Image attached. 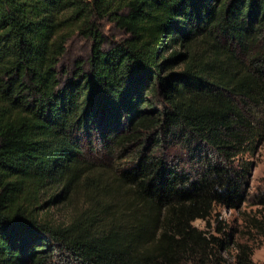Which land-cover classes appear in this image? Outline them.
Here are the masks:
<instances>
[{"label":"trees","instance_id":"trees-1","mask_svg":"<svg viewBox=\"0 0 264 264\" xmlns=\"http://www.w3.org/2000/svg\"><path fill=\"white\" fill-rule=\"evenodd\" d=\"M263 114L264 0H0V264H205Z\"/></svg>","mask_w":264,"mask_h":264},{"label":"rangeland","instance_id":"rangeland-1","mask_svg":"<svg viewBox=\"0 0 264 264\" xmlns=\"http://www.w3.org/2000/svg\"><path fill=\"white\" fill-rule=\"evenodd\" d=\"M102 29L109 39L123 35L122 30L105 20L102 21ZM89 48L90 41L87 38L73 35L67 42L62 63L70 66L75 57L87 55ZM239 158V161L247 166L241 184V202L231 207L216 204L206 219L197 218L191 222V225L200 229L206 237L215 234L222 242L227 241L225 247L223 244L212 243V256L207 257L205 264H236L235 257L241 247L247 248L254 264H264V203L260 202V195L264 194V137L239 154ZM121 189L119 186V190ZM83 200V196L78 192L72 198V204L78 208L83 205ZM101 201L108 203L107 199L102 198ZM49 210L54 219L67 221V205H51ZM218 225L220 230H217ZM192 247L195 252L200 250L198 244H192Z\"/></svg>","mask_w":264,"mask_h":264}]
</instances>
